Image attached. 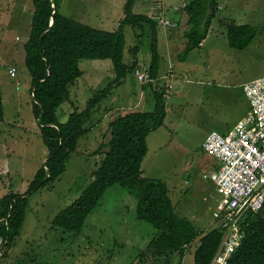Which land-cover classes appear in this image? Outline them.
<instances>
[{
	"label": "rangeland",
	"instance_id": "obj_1",
	"mask_svg": "<svg viewBox=\"0 0 264 264\" xmlns=\"http://www.w3.org/2000/svg\"><path fill=\"white\" fill-rule=\"evenodd\" d=\"M58 2L62 15L113 31L110 22L104 26L107 20L96 22L106 13L98 10L99 0ZM217 2L221 7L211 19L204 43L181 60L178 56H182L185 46V28L180 22L183 17L178 10L181 1L165 0L159 19L175 26L157 24L158 74L161 76L144 84L134 71L128 72L121 83L113 87L86 123L89 131L78 139L64 172L51 185L27 195L23 225L14 244L0 256V264H162V261L150 260L149 253L140 256L156 231L147 221L136 217L137 201L121 186L105 190L79 234L54 229L51 221L92 180L104 151L97 153L96 149L109 140V122L126 111H152L154 90L165 91L169 85V94L163 95L166 116L163 125L147 135L141 175L160 179L167 185L178 215L190 219L201 230L210 228L212 212L221 195L211 179L203 176L210 174L217 161L203 150L202 143L210 131L224 133L231 128L247 109L242 84L264 76V0ZM112 6L107 13L115 16V1ZM32 9L31 0H0V19L2 24L5 20L9 29L0 42V89L4 94L0 162L10 161L9 173L0 172V197L8 192L27 191L47 156L32 111L31 78L24 65L23 44L29 33ZM228 22L252 27L254 37L245 48L230 46L226 34ZM140 32L130 26L124 28L125 62H132L130 49L138 44ZM148 34L145 27L140 52L136 55L141 64L136 68L145 66L149 75ZM11 66L16 67L15 77L9 75ZM79 68L82 75L70 86L69 99L56 111L61 123L73 111L83 109L88 99L114 78L110 59H82ZM9 138H15L17 143L13 151L6 154L2 144ZM197 242L182 258L174 257L172 264H193Z\"/></svg>",
	"mask_w": 264,
	"mask_h": 264
},
{
	"label": "trees",
	"instance_id": "obj_2",
	"mask_svg": "<svg viewBox=\"0 0 264 264\" xmlns=\"http://www.w3.org/2000/svg\"><path fill=\"white\" fill-rule=\"evenodd\" d=\"M31 1V25L23 44L24 65L31 78L32 111L47 148V156L27 191L8 192L0 197V250H3L0 256L11 248L19 235L25 217L27 195L51 185L64 172L70 154L76 150L78 139L89 131L86 123L93 112L108 98L113 87L119 85L122 78L136 68V55L140 52L145 27L149 32L151 50L148 76L152 79L159 77V18L133 13L137 0H125L123 17L114 31L98 29L62 15L58 0ZM217 10V0H186L183 11L187 16L188 28L184 31L183 54L178 56L181 60L201 45ZM126 26L141 30L137 34L138 44L130 49L133 58L130 63L123 59ZM226 32L230 46L237 49L245 48L254 37V31L248 24L228 22ZM82 59H110L114 78L94 93L83 109L73 111L61 123L56 111L64 100L69 99L70 86L82 75L79 68ZM163 95L164 90H154L152 111H126L109 122V140L96 149L98 153L105 148L99 165L93 171L92 180L70 205L53 217L51 227L79 234L87 216L96 208L105 190L118 185L135 197L136 217L147 221L156 231L140 254L141 257L149 253L150 260L172 264L174 257H183L186 251L184 244L198 241L193 264H209L221 240L220 228L214 226L206 231L197 228L190 219L176 213L168 187L163 181L141 175V163L147 153V135L163 125L166 116ZM3 115L0 90V121ZM218 166V163L215 164V168ZM263 214L264 206L259 212L245 215L240 222L244 232L243 240L227 264H264Z\"/></svg>",
	"mask_w": 264,
	"mask_h": 264
},
{
	"label": "built area",
	"instance_id": "obj_3",
	"mask_svg": "<svg viewBox=\"0 0 264 264\" xmlns=\"http://www.w3.org/2000/svg\"><path fill=\"white\" fill-rule=\"evenodd\" d=\"M180 1L183 8L186 0ZM158 23L175 26L168 20L159 19ZM8 72L14 77L16 69L12 67ZM134 74L143 81L152 80L145 66L136 68ZM170 88H165L164 96ZM242 92L248 112L226 133L210 131L202 143L203 150L219 165L204 177L212 180L221 195L210 223V227L220 228L221 240L209 264L228 263L244 237L240 222L247 213L259 212L264 206V76L243 83ZM191 245L186 243L183 248Z\"/></svg>",
	"mask_w": 264,
	"mask_h": 264
},
{
	"label": "crops",
	"instance_id": "obj_4",
	"mask_svg": "<svg viewBox=\"0 0 264 264\" xmlns=\"http://www.w3.org/2000/svg\"><path fill=\"white\" fill-rule=\"evenodd\" d=\"M99 1H100V4L101 5H99L98 10L99 9L100 10H103L106 13L104 14L105 16L104 17H101V19H99L98 21H96L97 19L95 18V21L100 24V22L103 19H105V22L107 20V23H104V26H106L110 22L109 26H111V28L113 29V31L116 30L120 19L123 17V15H121V14H122V11H123V5H124L125 0H124V2H123V0H120V1H117V0H99ZM114 1H115V5H116V9L114 11H117V13H116L115 16H113V14L110 15L109 13H107L108 12L107 9H111L112 10V7H113L112 6V2H113V5H114ZM159 2H160V10H162V5H163V3L165 4V0H159ZM120 5H121V7H120ZM180 5H178V10L180 11V13L182 14V17H183L180 22H181V26L183 25L184 28H185L184 30H186L188 28V26L186 24L187 16L184 13L183 9L180 7ZM134 7H135V9H134ZM220 7L221 6L218 5V8H220ZM121 8H122V10H121ZM133 9L136 12V13L133 12L135 14H144L145 12H148L149 14H151L153 12H156L157 7H154L152 4H149V3L145 2V1L137 0L135 2L134 6H133ZM161 12L162 11H160V14H161ZM144 15H146V14H144ZM2 21L3 20L0 19V42H2L5 39L6 34L8 33V30H9L8 28H6L7 25L5 24V20H4V23L3 24H2ZM206 37H207V35H206ZM206 37H205V39H206ZM205 39H203V41L201 42V45L204 43ZM158 40H159V38H158ZM158 40H157V43H158ZM101 61H103V60H101ZM138 64H141V61H138ZM106 65H108V64H106ZM138 67H139V65H138ZM160 76L161 75H159V77ZM1 93H2V91H1ZM2 104H3V107H4V94L3 93H2ZM248 108L249 107H248V103H247V109H246V111L234 122V124L241 117H243L248 112ZM234 124L231 126L230 129H232V127L234 126ZM230 129L226 130L224 133H226ZM16 143L17 142H16V139L15 138H9V139H7V141H6L5 144L4 143L2 144V146L4 148V151L6 152V154H9V152H12L13 151V148L16 146ZM104 150H105V148H104ZM9 162L7 160H3V162H0V172H1V174H8L9 173V165H10ZM215 164H217V162L212 165V168H211L210 172L213 169H216L215 168ZM204 178H206V177H204ZM213 186H214V183H213ZM214 189H215V187H214Z\"/></svg>",
	"mask_w": 264,
	"mask_h": 264
},
{
	"label": "water",
	"instance_id": "obj_5",
	"mask_svg": "<svg viewBox=\"0 0 264 264\" xmlns=\"http://www.w3.org/2000/svg\"><path fill=\"white\" fill-rule=\"evenodd\" d=\"M142 1H145V2H147L149 4H152L154 7H157L156 12H153L151 14H149L148 12H145L144 14H146L147 16H149L151 18H159L160 17V15H161L160 11L161 10H160V2H159V0H142ZM52 7H53V5H52ZM133 12H135L134 9H133Z\"/></svg>",
	"mask_w": 264,
	"mask_h": 264
},
{
	"label": "clouds",
	"instance_id": "obj_6",
	"mask_svg": "<svg viewBox=\"0 0 264 264\" xmlns=\"http://www.w3.org/2000/svg\"><path fill=\"white\" fill-rule=\"evenodd\" d=\"M183 9V8H182ZM140 67V66H139ZM135 70V69H134ZM185 250H187V249H185Z\"/></svg>",
	"mask_w": 264,
	"mask_h": 264
}]
</instances>
